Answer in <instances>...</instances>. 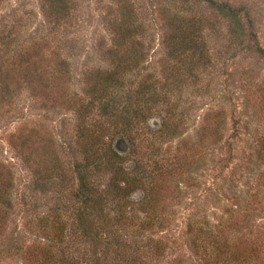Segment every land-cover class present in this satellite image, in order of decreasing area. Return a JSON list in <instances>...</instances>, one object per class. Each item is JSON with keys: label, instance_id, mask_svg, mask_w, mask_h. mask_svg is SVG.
I'll use <instances>...</instances> for the list:
<instances>
[{"label": "rangeland", "instance_id": "374dc122", "mask_svg": "<svg viewBox=\"0 0 264 264\" xmlns=\"http://www.w3.org/2000/svg\"><path fill=\"white\" fill-rule=\"evenodd\" d=\"M180 1L67 0L70 14L55 21L43 0H0V198L10 203L0 206V264H40L50 244L60 254L51 239L79 206L71 189L83 140L95 142L94 123L104 120L110 132L102 142L128 156L123 167L144 180L128 200L109 201V214L130 204L125 214L136 224L146 206L160 218L142 232L126 226L129 253L136 239L145 250L132 248L152 264H264V55L257 50L264 51V0H217L249 11L253 40L244 16L236 26L200 0ZM177 20L199 29L195 53L168 55L165 39ZM125 23L139 56L116 110L137 107L135 95H124L139 85L167 98L131 129L134 153L118 113L80 115L90 78L136 55L116 47ZM164 122L173 132L160 133ZM100 148L92 149L100 155ZM115 171L103 163L92 172L102 198L112 195L105 189ZM154 240L162 252L152 250Z\"/></svg>", "mask_w": 264, "mask_h": 264}, {"label": "trees", "instance_id": "16d2710c", "mask_svg": "<svg viewBox=\"0 0 264 264\" xmlns=\"http://www.w3.org/2000/svg\"><path fill=\"white\" fill-rule=\"evenodd\" d=\"M175 1V0H171ZM205 3L209 8L217 13L223 15L224 17L230 19L231 22H239V17L242 15L248 23V32L249 39H254L253 32V22L250 19L249 11L243 7H232L228 4L227 1H217V0H200ZM182 4L188 3V0H181ZM43 13L46 17H50L55 21L58 19L66 18L69 14V6L67 5V0H43ZM189 4V3H188ZM46 6V7H45ZM187 12V11H186ZM179 21V22H178ZM194 24L188 20H177L173 23V29L170 35L165 39L169 53L168 55L177 56L181 55L179 52H193L198 50L199 47L195 45V38L198 33V28L193 27ZM240 27V26H238ZM118 36L114 37L116 47L119 50L123 49L126 45H129L130 50L136 54L133 58L128 59L129 55L125 56V59H119L121 62L114 64L113 70H104L102 73H95L93 77L94 85L87 92L88 100L86 106V113H80L82 117L89 116L90 112H94L93 109L98 110V113L101 116H105L110 119H113L120 115V125L124 131L123 135L126 136L130 143L131 153L136 151L135 139L129 135L131 129L137 124L145 123L152 112L157 108V105L160 102L164 103L167 98L166 95H163L161 98L153 94L154 89H150L147 85H139L137 90L132 94H128L125 89L124 97L126 100H129L132 96L135 95V100L138 103L137 107L131 112L129 107L126 106V110L123 107V111H117L116 105L119 103L120 99L123 98L122 92L123 87L125 86V74L131 71L135 67L134 59L138 58L139 52L136 47L132 46L130 40H132L133 31L130 29L126 23L120 24L118 29ZM130 43V44H129ZM258 52L264 55V51L261 48H257ZM201 52V49H199ZM116 52V51H115ZM113 90H116L115 92ZM130 92V91H128ZM130 104V103H128ZM83 107H79L81 109ZM92 109V110H91ZM170 119V117H167ZM112 121V120H111ZM106 123V121L104 120ZM103 122L94 123L96 134L95 142L86 144L84 136H89L84 127L80 126L78 129L81 132L83 140V150H81L82 156H84V162L81 164L75 165V172L77 174V184L75 188H72V198L75 200V203L79 206L74 208V220L71 223H67L65 226L58 222L56 230L54 233V238L52 241L59 244L61 248L60 254L55 253V249L51 244L49 245V250L45 252V259L40 264H149L150 258L148 261H141L139 256L140 251H144V245L142 246V241L134 239V244L132 247L135 250H140L135 252L131 247V253H129V243L128 234L123 233L128 224L135 227L141 232L144 230H149L155 227L156 223L159 221V216L150 212L149 206L141 208L144 212V218L139 220V223L136 224L138 220L135 215V219L126 215V208L130 204H126L113 216L109 214L110 202H117L122 199L128 200V198L139 190L143 188V177L137 175V170L132 173L128 172L123 164L128 160V156H123L120 154L111 144V142L106 143L105 145L102 142V137L105 133L110 132V129L106 130L107 127ZM107 124V123H106ZM116 124H112L114 128ZM169 125L163 123L161 126L160 133L169 134ZM170 132H173L172 130ZM121 134V133H120ZM107 136V135H106ZM100 142L101 148L100 155H98L96 150L92 148ZM103 163L114 167L116 174L112 178V183L107 185L105 189L106 194L109 195L108 198H102L100 191L95 188L91 182L92 172L98 170ZM141 169L139 165H136V169ZM136 173V174H135ZM112 199H111V198ZM110 199V200H109ZM9 201V198L2 196L0 198V206L4 207ZM107 212L105 209H107ZM110 208V209H109ZM47 219H41L40 223L44 231H48L46 226ZM150 240V239H149ZM153 240V239H152ZM151 240V241H152ZM216 243V242H215ZM224 244V243H222ZM221 244V245H222ZM131 245V243H130ZM148 246V243H146ZM220 245V244H219ZM216 244L211 248V255L213 257L214 253L220 251L219 246ZM154 252H162L163 246L160 241H153L151 245ZM150 247V248H151ZM219 249V250H217ZM59 253V252H58ZM152 255V254H151ZM152 264V262H150ZM202 264H212L209 260L204 258ZM217 264V262H216Z\"/></svg>", "mask_w": 264, "mask_h": 264}]
</instances>
